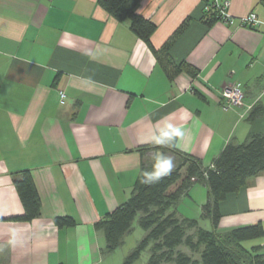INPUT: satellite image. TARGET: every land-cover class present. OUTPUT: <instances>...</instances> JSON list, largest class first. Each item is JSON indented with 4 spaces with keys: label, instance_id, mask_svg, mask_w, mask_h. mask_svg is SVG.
Listing matches in <instances>:
<instances>
[{
    "label": "crops",
    "instance_id": "1",
    "mask_svg": "<svg viewBox=\"0 0 264 264\" xmlns=\"http://www.w3.org/2000/svg\"><path fill=\"white\" fill-rule=\"evenodd\" d=\"M205 9V0H138L136 12L157 26L156 48L189 20L169 55L198 73L169 78L130 21H118L99 0H0V264H109L119 247L104 250L95 222L128 199L143 162L163 174L180 159L144 145L173 131L179 151L210 166L229 141L264 132V111L248 118L264 105V23L208 26ZM230 11L264 21V0H231ZM231 82L245 91V105L225 110L219 90ZM25 169L42 213L17 220L25 207L14 179ZM208 199V185L197 182L175 208L211 229L202 216ZM220 212V232L264 226V172L222 200ZM65 215L75 224L58 226L55 217ZM242 244L264 247V236Z\"/></svg>",
    "mask_w": 264,
    "mask_h": 264
},
{
    "label": "trees",
    "instance_id": "2",
    "mask_svg": "<svg viewBox=\"0 0 264 264\" xmlns=\"http://www.w3.org/2000/svg\"><path fill=\"white\" fill-rule=\"evenodd\" d=\"M100 5L118 21H130L132 32L142 38L162 64L169 78L179 72L196 76L198 69L189 63L176 64L169 50L189 24L185 20L174 31L161 48L152 43V35L157 26L136 12L138 0H99ZM219 20L217 11L204 12L203 21L211 26ZM264 105L257 103L249 113V120L262 115ZM176 133L163 132L157 139L142 147L143 151L167 147L179 156L177 166L168 173L151 171L146 162L133 186L130 196L122 204L107 212L95 222L106 237V252L120 247L124 236L133 228L138 218L146 231L144 238L125 257L123 264H134L141 253L152 243L148 264H194L199 253L204 264H264V247L256 245L246 248L242 241L264 236L262 223L250 224L220 232L217 230L221 218L220 202L229 194L238 192L250 177L264 172V132H251L243 142L229 141L214 158L212 165L205 166L193 154L179 151L175 146ZM21 177L14 182L25 211L14 216L17 220H32L42 213V202L29 169L21 171ZM197 182H205L209 187V199L202 206V216L211 219L212 228L200 225L199 219L178 215L176 204ZM173 208V210H171ZM58 226H72L71 216H56ZM187 246L192 253L180 249Z\"/></svg>",
    "mask_w": 264,
    "mask_h": 264
},
{
    "label": "built area",
    "instance_id": "3",
    "mask_svg": "<svg viewBox=\"0 0 264 264\" xmlns=\"http://www.w3.org/2000/svg\"><path fill=\"white\" fill-rule=\"evenodd\" d=\"M230 6L231 0H205V11L215 9L217 11V15L219 16V20L228 25L257 28L260 24L264 23V21L260 19L255 12H249L240 17H235L230 11ZM219 92L223 109L229 110L234 107H241L245 105L246 94L238 83H226L220 88ZM64 96L65 93L61 92V99Z\"/></svg>",
    "mask_w": 264,
    "mask_h": 264
},
{
    "label": "rangeland",
    "instance_id": "4",
    "mask_svg": "<svg viewBox=\"0 0 264 264\" xmlns=\"http://www.w3.org/2000/svg\"><path fill=\"white\" fill-rule=\"evenodd\" d=\"M145 234L146 231L140 226L138 218H136L134 220L132 230L124 236V241H125L124 244L120 246L116 250V252H114L117 254L110 256L111 258L108 261V263L118 264L119 262V264H122L125 258L120 256L119 259L117 258L116 261V255H121L122 251H126V250L129 254L137 246V244L144 238ZM151 246L152 243L141 253V256L139 257L138 260H136L134 264H148V260L151 254ZM196 257L201 258L200 254H196ZM200 264H204V263L200 260Z\"/></svg>",
    "mask_w": 264,
    "mask_h": 264
}]
</instances>
